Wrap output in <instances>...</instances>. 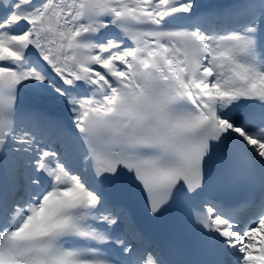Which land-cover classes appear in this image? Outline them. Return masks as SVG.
Wrapping results in <instances>:
<instances>
[{
  "label": "snow or ice",
  "instance_id": "1",
  "mask_svg": "<svg viewBox=\"0 0 264 264\" xmlns=\"http://www.w3.org/2000/svg\"><path fill=\"white\" fill-rule=\"evenodd\" d=\"M0 264H264V0H0Z\"/></svg>",
  "mask_w": 264,
  "mask_h": 264
}]
</instances>
